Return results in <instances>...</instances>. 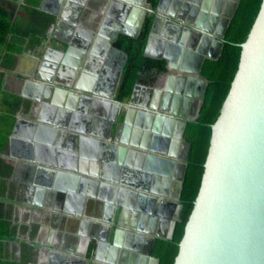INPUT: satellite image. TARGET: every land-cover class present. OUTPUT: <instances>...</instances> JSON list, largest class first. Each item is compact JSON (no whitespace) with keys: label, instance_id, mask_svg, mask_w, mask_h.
<instances>
[{"label":"water","instance_id":"water-1","mask_svg":"<svg viewBox=\"0 0 264 264\" xmlns=\"http://www.w3.org/2000/svg\"><path fill=\"white\" fill-rule=\"evenodd\" d=\"M88 1H78L77 8L72 0H64L63 12L55 14L50 25L64 30V39L56 36L55 47L39 57L30 55L29 71L23 78V97L30 104L23 103L22 108L35 115L45 104L41 117L32 123L40 130L38 140L54 145L60 155L63 151L74 155V159L68 164L62 157L55 163L26 160L22 164L24 182L28 188L36 185L41 193L50 195L58 209L78 195L98 198L104 201L105 222L116 225L113 231L102 229L86 259L63 253L62 264H122V255L128 251L133 259L127 264H161L153 249L158 239L174 237L181 213L189 161L185 131L189 121L200 117L209 86L202 69L206 60L219 59L221 38L240 0H160L157 8L152 6L144 56L164 60L165 71L181 74H170L165 88L162 80L157 82L161 87L136 83L128 103L114 102L128 58L122 52L123 62L114 72L111 92L99 93L101 98H96L103 103L99 114L105 113V108L108 113L115 108V118L105 126L95 124L99 117L91 125L86 115L90 104L80 110L83 97L55 84L63 83L56 76H65L68 66H80V60L71 62L72 55H77L73 52L77 37L69 40V36H74L79 22L73 13L80 9L83 14ZM93 1L103 5L99 4L107 18L122 12L128 19L136 8V0ZM142 24L143 19L139 26ZM139 33L114 31L113 37L106 39L100 31L98 40L91 38L88 43L95 45L91 59H104L110 49L120 53L115 44L121 37L138 38ZM99 45L107 49L103 51ZM77 56L82 58L83 53ZM142 94L146 97L138 101ZM117 116L121 125L116 129ZM142 129L148 134L140 142ZM34 139L31 136L27 144V159H32L35 151ZM109 161L113 172L101 165ZM171 184L176 190L169 198ZM175 264H264V0L242 43L238 71L213 125L202 186Z\"/></svg>","mask_w":264,"mask_h":264},{"label":"crops","instance_id":"crops-1","mask_svg":"<svg viewBox=\"0 0 264 264\" xmlns=\"http://www.w3.org/2000/svg\"><path fill=\"white\" fill-rule=\"evenodd\" d=\"M7 1L17 4L18 12L15 16L12 13L15 33L0 45V264H62L65 262L63 253L86 259L90 242L101 236L102 229L112 227L113 231L116 227L110 221L105 222L102 210L93 214L91 203L103 205L104 201L78 195L68 202L63 201V209H58L52 197L41 193L36 185L28 188L22 166L26 160L34 161L33 158L53 163L60 159L61 162L62 156L54 145L38 140L40 130L32 123L40 113L31 115L28 109L22 108L23 103L30 104L23 97L28 63L32 56L39 57L49 47H55V36L60 35L61 30L49 24L56 19L55 14L61 13L53 9L54 0ZM150 73L155 70L141 67V77ZM170 74L181 73L161 74L164 88ZM31 136L35 138V151L31 152L32 159H27ZM62 154L64 163L73 161L71 154L65 151ZM175 190V184L169 185L168 197Z\"/></svg>","mask_w":264,"mask_h":264},{"label":"trees","instance_id":"trees-1","mask_svg":"<svg viewBox=\"0 0 264 264\" xmlns=\"http://www.w3.org/2000/svg\"><path fill=\"white\" fill-rule=\"evenodd\" d=\"M262 1L240 0L236 14L223 38V49L219 59L206 60L203 66L202 76L209 81V86L200 117L195 121H189L185 131V137L189 144V161L183 187L181 213L174 237L172 239H158L154 245L155 249H153L154 255L161 260V264H175L176 262L180 243L185 235L187 223L202 186L205 164L211 148L213 125L217 122L222 106L230 92L240 63L242 43L248 37L260 11ZM151 2L155 7L159 4V0H151ZM12 24V13L2 5V0H0V45L5 44L8 37L15 33ZM149 26L151 27V24L147 26L139 38L124 35L117 43L128 56L119 87L118 98L120 100L130 96L134 84L140 79L141 66L156 68L157 72L165 68L166 62L164 60H152L143 55ZM156 76L153 79H156ZM94 248L95 244L92 243L89 254L93 253Z\"/></svg>","mask_w":264,"mask_h":264},{"label":"flooded vegetation","instance_id":"flooded-vegetation-1","mask_svg":"<svg viewBox=\"0 0 264 264\" xmlns=\"http://www.w3.org/2000/svg\"><path fill=\"white\" fill-rule=\"evenodd\" d=\"M44 1L46 2V0H44ZM54 1H56V6H53V9L56 10L58 13H62L64 8L63 9H61V8L63 7L62 3L64 2V0H54ZM78 1H80V0H72L73 5H75V7H77V8H78V6H80ZM159 2H160V0H159ZM47 4H49V6H51L50 3H47ZM99 4L93 0H89L87 2V5L85 6V10H84L83 14L81 13L80 9H76V12L73 13L74 19H78L79 22L75 25L76 31L73 33L74 36L71 37L72 36V34H71L69 36V40H73L74 38L77 37V45L75 47L76 49L73 52H75V54H77V55L80 52H82L83 57L79 58L77 55L73 54L71 62L74 63V62H77L78 60H80V62H79L80 66L79 67H74L72 65L68 66V73L69 74L67 73V74H65V76H62V77L56 76V79L63 81V83H55V84H58L59 87H62V88H68V89L76 92L79 96L83 97V99H82L83 105H81L82 107L80 106L81 107V108H79L80 110H86V108H85L86 103L90 104V107L88 108L86 115H87L88 120H91L90 121L91 125L93 123H95V121L99 117V120L96 121L95 124H98L100 122L105 126V124L107 125L111 122V119L115 118V117H112L114 112H115V108H112L110 113L106 112V108H105V113L103 111L102 112L103 114H99L100 113L99 106H103V103L98 100L99 98L98 99H96V98L100 97L99 93L109 94L111 92L110 90L112 89V84H113L114 78H115L114 72L117 71V69L121 66V63L123 62L122 59L124 58V55L122 52H125V50L121 49L119 47V45H117V43L120 42V40H119L115 44V46L117 48H119V50L121 51L120 53H117V52L113 51L112 49H110L106 53L104 59L95 60V59H91V55H92V52L95 48V45L88 46V43L90 42L91 38L94 41H97L99 38L100 31H104V34L102 36H104L103 38H106V39L112 38L114 31H141V33H139V37H140L141 34L147 29V26L149 24H151L152 6L154 8H157L158 6L155 7L153 5V3L151 2V0H141V2L136 0L135 6H134L136 8L133 9L132 14H129L127 16L128 19H126V17L123 18L122 12H119V13L113 12L112 14H110L109 18H107V14H105V16H104V13H102L103 11H102L101 6L103 7V5L100 4L101 6H99ZM198 8H200L199 5H198ZM50 12H52V11L50 10ZM114 14H116V15L114 16ZM122 19H125V20L123 21ZM142 19H143V24L140 27L139 25H140V22ZM54 21H52V22H54ZM218 24H220V22H218L217 25ZM49 25H51V24H49ZM59 29L61 30V32H60V35H57V37L60 39H64V32L65 31L62 30L61 28H59ZM218 29H219V27L217 28V31H218ZM93 31H96V33H94ZM110 31H113V32L111 33ZM148 31H150V26L148 28ZM79 32H80V35H79ZM85 38H86V41H85ZM221 39L223 40V38H221ZM74 41H76V39ZM146 44H147V41H146ZM99 46L101 47V45H99ZM145 47H146V45H145ZM61 49L63 50L65 48L61 46ZM106 49H107V47H105L104 45L101 47V50H103V51ZM144 50H145V48H144ZM42 54L43 53H41V55ZM41 55H38V56H41ZM143 55H144V52H143ZM165 65H167V63ZM141 67H140V69H141ZM145 67L150 68V66H145ZM152 69L155 70V73H150V75L149 74L143 75L142 77H141L140 72H139L140 79H138V81L136 83H139L142 86H147L150 88L161 87L159 84H157V82L158 81L160 82L162 80L161 74H164V72H167L168 70L165 71L163 69L162 71L157 72L156 68H152ZM155 75H157L156 79H153V77ZM61 78H64V79H61ZM121 80H122V76H121ZM121 80H120V83H121ZM60 81H56V82H60ZM68 83L70 86H68ZM120 83H119L118 89L116 90V92L114 94L112 101L120 102V103H128L130 96L128 98H125L124 100H120L118 98ZM88 97L91 99H89ZM145 97H146V95L142 94V97L139 98L138 101H141V99L145 98ZM51 98L54 101V98L52 96H51ZM44 105L45 104L42 103L39 107L38 112L40 113V117H41ZM96 109L99 111L98 113L96 112ZM191 111H192V109L188 110V112H191ZM43 118L47 119L48 117L44 115ZM112 122H114V121H112ZM114 124H115L116 129L120 127L121 121L119 119V116H117ZM146 134H148V132H146L144 129H142L141 137L139 136L140 142H142V139H144ZM112 138H113V136H112ZM113 139H112V141H113ZM114 143L116 145L118 144L115 141H114ZM133 148L135 149V146H133ZM188 148H189V146L187 145V152H188ZM137 149H139L138 146H137ZM61 156H62V158H64L63 155H61ZM71 158L73 160L74 155H72ZM101 165L107 171L112 170V172H113L114 165L112 164V161H109L108 164H106V165H103V164H101ZM103 205H100L97 203H91L92 211L94 210L93 214L97 215L98 213L101 212V210L103 211ZM112 226H116V225H112ZM111 229H112V227H111ZM96 238L93 239L95 241L92 240L90 242V245L92 243H94L96 246ZM90 245H89V247H90ZM118 254H120V253H118ZM127 255H128V258L126 259ZM132 255L133 254L131 251H128L127 254L122 255L123 258H122L121 263L127 264L130 261V259H133Z\"/></svg>","mask_w":264,"mask_h":264},{"label":"rangeland","instance_id":"rangeland-1","mask_svg":"<svg viewBox=\"0 0 264 264\" xmlns=\"http://www.w3.org/2000/svg\"><path fill=\"white\" fill-rule=\"evenodd\" d=\"M2 5L5 8H7L11 13H13L14 16L17 15V12H18L17 4H14L13 2H10V1H7V0H2Z\"/></svg>","mask_w":264,"mask_h":264}]
</instances>
